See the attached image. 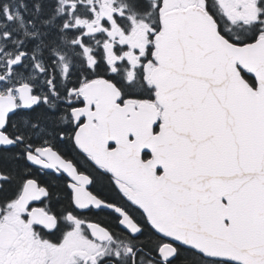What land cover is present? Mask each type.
I'll list each match as a JSON object with an SVG mask.
<instances>
[{
	"label": "snow or ice",
	"instance_id": "1",
	"mask_svg": "<svg viewBox=\"0 0 264 264\" xmlns=\"http://www.w3.org/2000/svg\"><path fill=\"white\" fill-rule=\"evenodd\" d=\"M0 264H264V0H0Z\"/></svg>",
	"mask_w": 264,
	"mask_h": 264
}]
</instances>
